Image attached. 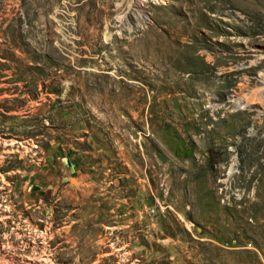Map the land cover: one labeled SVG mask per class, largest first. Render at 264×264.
Wrapping results in <instances>:
<instances>
[{
    "label": "rangeland",
    "instance_id": "1",
    "mask_svg": "<svg viewBox=\"0 0 264 264\" xmlns=\"http://www.w3.org/2000/svg\"><path fill=\"white\" fill-rule=\"evenodd\" d=\"M41 253L264 264V0H0V256Z\"/></svg>",
    "mask_w": 264,
    "mask_h": 264
},
{
    "label": "bare ground",
    "instance_id": "2",
    "mask_svg": "<svg viewBox=\"0 0 264 264\" xmlns=\"http://www.w3.org/2000/svg\"><path fill=\"white\" fill-rule=\"evenodd\" d=\"M71 181L74 182L75 179L72 178ZM73 184H74V183H73ZM16 235H17V234H16ZM34 240H35V239H34ZM20 244H21V243H20ZM3 245H4V244H2V246H3ZM4 247H5V246H4ZM32 259L38 261L39 264H42L41 262H46V261L49 260L48 257L45 256L44 253H41L40 255H38V256H36V257L34 256ZM0 264H11V263H9L5 258H3V257L0 256ZM26 264H30V262L28 261V263H26ZM51 264H53V263H51Z\"/></svg>",
    "mask_w": 264,
    "mask_h": 264
}]
</instances>
